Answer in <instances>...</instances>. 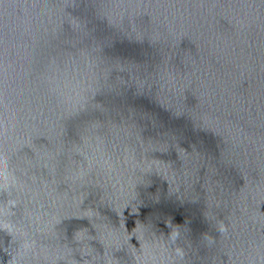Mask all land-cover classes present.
<instances>
[{"label": "water", "instance_id": "water-1", "mask_svg": "<svg viewBox=\"0 0 264 264\" xmlns=\"http://www.w3.org/2000/svg\"><path fill=\"white\" fill-rule=\"evenodd\" d=\"M0 264H264V0H0Z\"/></svg>", "mask_w": 264, "mask_h": 264}]
</instances>
